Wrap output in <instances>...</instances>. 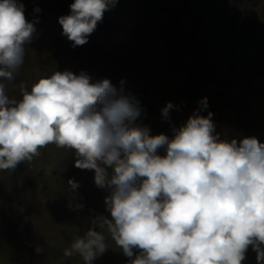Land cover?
Returning a JSON list of instances; mask_svg holds the SVG:
<instances>
[{"label": "clouds", "instance_id": "clouds-1", "mask_svg": "<svg viewBox=\"0 0 264 264\" xmlns=\"http://www.w3.org/2000/svg\"><path fill=\"white\" fill-rule=\"evenodd\" d=\"M118 0H74L58 18L73 47L88 42L104 13ZM41 11L38 7L34 12ZM36 32L19 0H0V171H14L49 144L74 150L75 167L94 170V182L110 190V217L71 243L84 264L107 249L106 229L130 264H242L251 245L264 261V143L256 137L221 140L212 113L191 115L169 138L136 123L140 102L109 79L90 82L81 72L54 71L21 99L7 94ZM124 81H121L123 84ZM176 107L168 102L162 116ZM166 146V147H165ZM165 148L161 156L158 149ZM108 168L112 169L111 175ZM72 189L78 183L69 180Z\"/></svg>", "mask_w": 264, "mask_h": 264}, {"label": "rangeland", "instance_id": "rangeland-1", "mask_svg": "<svg viewBox=\"0 0 264 264\" xmlns=\"http://www.w3.org/2000/svg\"><path fill=\"white\" fill-rule=\"evenodd\" d=\"M19 2L36 32L6 90L11 98L21 99L22 82L30 90L54 71H83L90 82L109 79L135 97L142 109L136 123L148 126L150 135L172 138L173 127L185 124L206 97L208 106L199 114L212 113L221 140L256 137L264 143V0H118L88 42L75 47L58 23L74 0ZM37 7L41 11L34 12ZM199 58L216 65L224 78L221 86H197ZM169 101L176 107L165 119L161 110ZM40 153L14 171H0V264H84L79 254L66 252L95 227L91 217L111 218L105 204L110 190L95 184L94 170L75 167L74 150L49 144ZM158 154L165 155V148ZM70 179L78 183L76 189ZM97 230L107 249L92 264L129 258L106 229ZM137 254L134 249L129 259ZM256 257L250 245L242 264H257Z\"/></svg>", "mask_w": 264, "mask_h": 264}, {"label": "trees", "instance_id": "trees-1", "mask_svg": "<svg viewBox=\"0 0 264 264\" xmlns=\"http://www.w3.org/2000/svg\"><path fill=\"white\" fill-rule=\"evenodd\" d=\"M224 78L216 65L208 59L199 58L197 61L196 84L198 87L221 86ZM126 258L121 264H130Z\"/></svg>", "mask_w": 264, "mask_h": 264}]
</instances>
